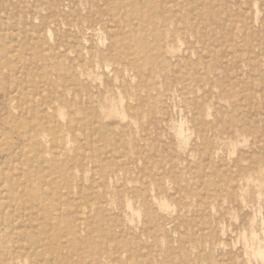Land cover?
Here are the masks:
<instances>
[{
	"label": "rangeland",
	"instance_id": "1",
	"mask_svg": "<svg viewBox=\"0 0 264 264\" xmlns=\"http://www.w3.org/2000/svg\"><path fill=\"white\" fill-rule=\"evenodd\" d=\"M185 1L141 0L153 17L132 24L79 0L63 15L82 28L37 32L40 1L0 0V264H113L115 247L122 264H264V0Z\"/></svg>",
	"mask_w": 264,
	"mask_h": 264
},
{
	"label": "bare ground",
	"instance_id": "2",
	"mask_svg": "<svg viewBox=\"0 0 264 264\" xmlns=\"http://www.w3.org/2000/svg\"><path fill=\"white\" fill-rule=\"evenodd\" d=\"M36 1H40V6L41 7H43V9H46L47 11H49V15H46V16H44V17H42L41 15H40V13H38L35 9H33L34 10V14H36V15H39V17H40V19H41V24L40 25H38V26H40L39 28H37L36 30H37V32H42V31H44V30H50V28H52L53 27V29H58V28H62L63 26H66L69 30H72V28H74V29H80V28H82L81 26H82V23H83V21L81 20V17H80V15H79V13L76 11V13H72V15L70 16V17H67V16H65V15H63V11L64 10H66V8H69L71 5H75V3H76V1H79V0H36ZM92 1L93 0H85V2H86V5L88 6L89 4H91L92 3ZM139 1H141V0H129L128 2H127V0H101V2H103L105 5H106V13L107 12H110L111 10H113V9H115L116 11H118V16H119V18L118 19H120L121 21H123V22H126V23H132V24H135V21L137 20V19H141V20H144V19H146L147 21H149V19L151 18V17H153L152 15V13H149L150 15H148V17L147 18H143V16H137V9H136V6H137V4L139 3ZM145 1V0H144ZM144 1L142 0V3H144ZM154 1V0H153ZM161 1V3H163V7L164 8H167V10H171V9H174L175 10V12L176 13H184V11L185 10H187V9H189L191 12L193 11L194 12V9H195V6H196V3H195V5H193V3L192 2H190V1H185V0H160ZM211 2V1H210ZM199 5V4H198ZM218 5V4H217ZM211 6V5H210ZM94 7V5H91V6H89L88 8L86 7V10H87V13L88 12H91V10H90V8H93ZM241 9V8H240ZM243 10V9H242ZM241 10V11H242ZM201 11V10H200ZM204 11V10H203ZM213 11V10H212ZM95 15H96V12H93ZM127 13H130L131 14V16H129V15H127ZM201 13V12H200ZM193 14V13H192ZM233 15V14H232ZM244 15V14H243ZM48 16L50 17V19L48 18ZM108 16H109V21L110 22H114V21H118L117 19H116V17L114 18L113 17V15H111L110 13L108 14ZM197 18H200L201 20H203V19H205L203 16H200V15H197ZM85 19H87V20H89V21H92L93 19H92V17H91V15L90 14H87L86 16H85ZM98 21H96V23H99V25H101L102 23V20H103V16L102 15H98V18H96ZM211 24V23H210ZM102 26H104L103 28H105V25H104V23H103V25ZM124 27V26H123ZM135 26H133V28H134ZM87 28H91V29H95L96 27H93V26H89V27H87ZM247 29V28H246ZM90 30V29H89ZM223 31H224V27H223ZM225 33V32H224ZM233 33V32H232ZM9 34V33H8ZM31 34V33H30ZM245 34V33H244ZM17 35V34H16ZM101 35V34H100ZM233 35V34H232ZM26 36H28L27 34H26ZM105 36V35H104ZM29 37V36H28ZM35 37H37V36H35ZM26 38V37H25ZM24 38V39H25ZM233 38V37H232ZM11 39H14L13 37H11ZM21 39V38H20ZM36 39V38H35ZM3 40V39H2ZM15 40L16 39H14V41L13 42H15ZM52 40V39H51ZM85 41L82 43V45L79 47V46H77V48H74V46H72L70 49H71V51H73V52H75L76 54L75 55H77L78 57H79V55H81V54H83V52H89L90 53V55L91 56H93V54L96 52V51H90V50H92L95 46H94V44H93V42L90 40V39H84ZM215 40V39H214ZM9 41V40H8ZM11 41V40H10ZM18 41H20V40H18ZM22 41V40H21ZM232 41V40H231ZM12 42V41H11ZM23 42H24V40H23ZM76 42V41H75ZM74 42V43H75ZM3 43V42H2ZM41 44H42V42H40ZM4 44V43H3ZM11 44V43H10ZM9 44V45H10ZM45 44V43H44ZM43 44V45H44ZM212 44V43H211ZM75 45V44H74ZM214 45H216V44H214ZM233 45V44H232ZM3 47H5V46H3ZM15 47H16V45H15ZM18 47V46H17ZM20 48V47H19ZM18 48V49H19ZM24 48H25V46H24ZM56 48V47H55ZM54 48V49H55ZM69 48V47H68ZM79 48V49H78ZM217 48V47H216ZM7 49V48H6ZM20 49H22V47L20 48ZM28 50V49H27ZM26 50V51H27ZM67 50V49H66ZM25 51V52H26ZM54 51V50H53ZM41 53V52H40ZM26 54V53H25ZM30 54V53H29ZM49 55H50V53H49ZM54 55V54H53ZM59 55V54H58ZM96 57H98V59H99V61H101L102 63H106L104 60H108V61H110V64H112V62H117L118 61V59L117 58H115V56H114V54H113V52L112 51H110V49L109 50H107V52H101V51H99L98 50V53H97V55H96ZM52 58H54V60L53 61H55V60H57V59H59L60 58V56H59V58L57 57V56H55V57H52ZM31 60V59H30ZM33 61V60H32ZM31 61V62H32ZM31 62H30V64H31ZM116 65V64H115ZM104 66H105V68H104V70L106 71V70H108L109 68L107 67L108 65H105L104 64ZM91 68V67H90ZM28 70H30V68L28 69ZM18 72V71H17ZM253 77V76H252ZM36 79V78H35ZM133 80V79H132ZM238 82H240V81H238ZM251 83H253V82H251ZM240 85H241V83H240ZM243 87V86H242ZM263 87V86H262ZM243 89V88H242ZM241 89V90H242ZM260 89V88H259ZM263 89H261V91H262ZM190 91H187V92H185V93H189ZM248 92H249V98H255L256 97V94L258 93V91H252V89H248ZM260 93V92H259ZM262 94V93H261ZM54 95V94H53ZM261 98H263V97H261ZM49 101V100H48ZM264 102V101H263ZM29 105V104H28ZM30 106H31V104H30ZM30 106H29V109H30ZM264 106V105H263ZM264 108V107H263ZM28 109V110H29ZM46 112H48V111H46ZM197 112V111H196ZM195 114V113H194ZM45 116L47 115V114H44ZM198 117V116H197ZM42 118V117H41ZM46 118V117H45ZM180 119V118H179ZM46 120V119H45ZM197 120V119H196ZM54 121V120H53ZM55 122V121H54ZM47 123V122H46ZM30 125V124H29ZM92 123H90V124H88V126L87 127H84L85 129L87 128V129H89L90 130V132H97L98 130H101V128H106V127H100V129H96V128H93L92 126ZM47 126H48V124H47ZM65 127L67 128V130H69V131H71V129H72V126H71V124H66L65 125ZM76 127V126H75ZM29 131V130H28ZM84 132V131H83ZM181 133V132H180ZM182 136V135H181ZM42 139H43V137H42ZM158 145V144H157ZM40 151V150H39ZM38 153V152H37ZM55 153V152H54ZM210 154H212V155H216L217 154V152H216V150H212L211 152H210ZM35 155V154H34ZM42 155V154H41ZM32 156V155H31ZM36 156V155H35ZM40 158V157H39ZM17 160V159H16ZM30 159H28V161H29ZM40 162H41V160H39ZM31 164V163H30ZM48 164V163H47ZM45 165H46V163H45ZM29 168V167H28ZM27 168V169H28ZM126 168V167H125ZM20 169V168H19ZM60 169L61 170H65L66 168L64 167V166H61L60 167ZM34 170V169H33ZM41 171V170H40ZM39 171V173L41 174V172ZM122 171L123 170H120V169H116V170H114V171H110V174L108 175V180H111L110 182H112V179H114V178H116L117 176H119L120 174H122ZM131 171H133V170H129V169H127V171H125V174L124 175H126V174H128L129 172H131ZM220 171V170H219ZM128 172V173H127ZM43 173V172H42ZM140 174H142L141 172H139ZM25 174V173H24ZM220 175V174H219ZM223 175H225L224 173H223ZM46 176V175H45ZM142 176H144L145 177V175L144 174H142ZM154 176V180L155 181H158L159 180V174L157 173V174H154L153 175ZM47 177V176H46ZM29 178V177H28ZM223 178H225L224 176H223ZM17 180V179H16ZM47 180V179H46ZM142 182H145L144 184H143V187H145V185H146V181H142ZM202 182H203V179H202ZM12 183V182H11ZM199 183V182H198ZM172 184V183H171ZM30 185V184H29ZM43 186V185H42ZM24 189V188H23ZM2 192V191H1ZM133 193H134V197L135 198H140V199H145L146 197H145V195H144V193H143V191L141 190V188L140 189H137V190H133ZM203 193H205V191L203 192ZM203 193H202V195H203ZM14 194V193H13ZM49 194V193H48ZM47 194V195H48ZM20 195H21V193H20ZM26 195V194H25ZM31 195V194H30ZM15 196V195H14ZM103 195L101 194L100 196H98V198H96L95 199V205H96V207H95V212L96 213H98L97 215H101L100 214V212H102L103 211V203H104V200H102L103 199V197H102ZM204 196V195H203ZM209 196V195H208ZM37 197L38 198H40V200L41 199H46L45 197H43V195L41 194H39V195H37ZM14 198H16V197H14ZM155 198V197H154ZM200 198V197H199ZM11 199H12V197H11ZM28 199V198H27ZM97 199L99 200V201H97ZM204 199V198H203ZM1 200V199H0ZM7 200V199H6ZM2 201V200H1ZM8 201V200H7ZM6 201V202H7ZM16 201H17V199H16ZM57 201H58V199H57ZM60 201V200H59ZM13 202H15V201H13ZM99 202V203H98ZM56 203V202H55ZM16 204V203H15ZM48 204H49V206L51 205V203H49L48 202ZM164 204V203H163ZM60 205V204H59ZM159 205V204H158ZM132 206V205H131ZM160 206V205H159ZM163 206H167V205H163ZM13 207V206H12ZM11 207V208H12ZM32 207V206H31ZM129 206H127V208H128ZM60 208V207H59ZM126 208V209H127ZM5 209V208H4ZM12 210V209H11ZM20 210V209H19ZM21 210H22V208H21ZM24 210V209H23ZM31 210V209H30ZM32 211V210H31ZM40 211V210H39ZM131 211V210H130ZM27 212V211H26ZM135 212V211H134ZM13 214V213H12ZM29 214V213H28ZM22 215H23V213H22ZM76 215H77V212H76ZM126 215V214H125ZM3 216V215H2ZM28 217V216H27ZM38 217V216H37ZM43 217V216H42ZM3 218V217H2ZM31 218V217H30ZM27 219V218H26ZM25 219V220H26ZM29 219V218H28ZM34 219V218H33ZM114 219V218H113ZM140 219V218H139ZM32 220V219H31ZM50 220V219H49ZM106 220V219H105ZM3 221V220H2ZM40 221H41V219H40ZM108 221V220H107ZM25 222V221H24ZM27 222V221H26ZM36 223V222H34V221H31L30 223ZM5 223V222H4ZM18 223V222H17ZM16 223V224H17ZM19 223H20V221H19ZM28 223V222H27ZM15 224V225H16ZM85 224H88V221H87V218H79L78 219V225H77V227L75 226V227H73V229L71 230L72 231V233H73V235L75 236V234L77 233V232H79L80 231V229H81V227H84V225ZM21 225H23V224H21ZM34 225V224H33ZM89 225H91V226H93L94 225V223H92V222H90L89 223ZM119 225H115L114 223H110L109 224V226L107 227V228H104L103 229V234H104V236H106V237H110V238H112V239H116V236H117V234L115 233V229H116V227H118ZM17 227H19L18 225H17ZM17 227H15L16 229H17ZM51 227V226H50ZM72 227V226H71ZM94 227H96V226H94ZM39 229V228H38ZM137 229V228H136ZM34 230V229H33ZM20 231V230H19ZM29 231V230H28ZM197 232V231H196ZM15 233H17V232H15ZM24 233V232H23ZM33 234H35V241H33V243H32V245H31V247L30 248H33V246H35V244H37V243H39L41 240H43V239H45V238H47V235H45L46 233H44V232H39V231H37V229H36V231H34V232H32ZM20 235H21V233H19ZM19 235V236H20ZM63 235V234H62ZM23 236V235H22ZM64 237V236H63ZM24 240V239H23ZM27 241V240H26ZM25 241V242H26ZM107 241V240H106ZM18 242H19V240H18ZM31 243H29L28 245H30ZM107 244V243H106ZM41 245V244H40ZM124 246V245H123ZM15 247V246H14ZM115 246H113V248H114ZM20 249V251L22 250L21 248H19ZM34 250V249H33ZM22 251H24V250H22ZM48 251V250H47ZM32 252V251H31ZM30 252V253H31ZM41 252V251H40ZM40 252H39V254H40ZM45 252V251H44ZM128 252H129V254H128ZM112 253H113V257H112V261H113V264H122L121 263V261H120V259H121V256L124 254V255H128V256H131V255H133V253L132 252H130L129 250H126L125 248L123 249V250H118V248H114L113 249V251H112ZM24 254V253H23ZM29 254V253H28ZM37 254H38V252H37ZM51 254V253H50ZM21 255H22V253H21ZM35 255V254H34ZM33 255V256H34ZM38 256V255H37ZM36 256V257H37ZM44 256H45V254H44ZM51 257V256H50ZM217 257V256H216ZM34 258H35V256H34ZM52 258V257H51ZM25 259V258H24ZM41 259V257L39 258V260ZM176 259V258H175ZM36 261V260H35ZM70 261V260H69ZM72 262V261H71ZM71 262H69V263H71ZM147 263V262H146ZM72 264V263H71Z\"/></svg>",
	"mask_w": 264,
	"mask_h": 264
}]
</instances>
